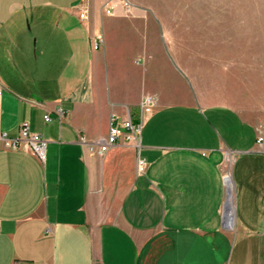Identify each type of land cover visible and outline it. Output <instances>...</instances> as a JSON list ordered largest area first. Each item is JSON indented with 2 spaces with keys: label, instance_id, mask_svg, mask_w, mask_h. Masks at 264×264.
I'll return each instance as SVG.
<instances>
[{
  "label": "crops",
  "instance_id": "crops-1",
  "mask_svg": "<svg viewBox=\"0 0 264 264\" xmlns=\"http://www.w3.org/2000/svg\"><path fill=\"white\" fill-rule=\"evenodd\" d=\"M108 1L0 0V135L47 141L43 161L0 141V264H264L263 131L211 97L154 9ZM113 117L142 125L138 146L80 145Z\"/></svg>",
  "mask_w": 264,
  "mask_h": 264
},
{
  "label": "rangeland",
  "instance_id": "rangeland-1",
  "mask_svg": "<svg viewBox=\"0 0 264 264\" xmlns=\"http://www.w3.org/2000/svg\"><path fill=\"white\" fill-rule=\"evenodd\" d=\"M122 1L154 9L211 97L236 105L264 133V0Z\"/></svg>",
  "mask_w": 264,
  "mask_h": 264
},
{
  "label": "built area",
  "instance_id": "built-area-1",
  "mask_svg": "<svg viewBox=\"0 0 264 264\" xmlns=\"http://www.w3.org/2000/svg\"><path fill=\"white\" fill-rule=\"evenodd\" d=\"M114 0L108 1L103 6V11L107 15H113L115 13ZM125 6L128 11H131L132 6L130 3L125 2ZM89 8L83 6L78 8V14L81 20H88ZM102 42V37H99L94 44V49L98 50ZM2 96V89L0 88V97ZM156 100L152 95H147L142 101V114L143 117H148L155 109ZM59 115L63 117V110H59ZM45 121H51V118L47 115L45 116ZM123 129L126 132H123ZM142 125H135L132 121H124L118 123L117 118H112V125L107 138L93 143L89 141L85 136H81L79 143L83 147H87L89 151L93 154H98L104 156L112 147L119 145L122 138L125 137L128 142H136L138 146V135L141 133ZM126 134V135H124ZM0 141H2L6 148L9 149H22L28 148L31 152L38 157L41 161L45 159V152L47 147V141L39 134L31 131L30 126L25 123L21 126V133L18 138L10 139L7 134L0 135ZM263 141V138H260ZM140 167L143 169L145 166L144 161L139 162ZM14 264H30L27 261H16Z\"/></svg>",
  "mask_w": 264,
  "mask_h": 264
},
{
  "label": "water",
  "instance_id": "water-1",
  "mask_svg": "<svg viewBox=\"0 0 264 264\" xmlns=\"http://www.w3.org/2000/svg\"><path fill=\"white\" fill-rule=\"evenodd\" d=\"M231 197H232V189H229L228 198L225 205V214H224V223L226 227H229L233 221Z\"/></svg>",
  "mask_w": 264,
  "mask_h": 264
},
{
  "label": "bare ground",
  "instance_id": "bare-ground-1",
  "mask_svg": "<svg viewBox=\"0 0 264 264\" xmlns=\"http://www.w3.org/2000/svg\"><path fill=\"white\" fill-rule=\"evenodd\" d=\"M225 178H226L228 190L229 189H232L233 188V183H232L231 175L229 173H227V175L225 176Z\"/></svg>",
  "mask_w": 264,
  "mask_h": 264
}]
</instances>
